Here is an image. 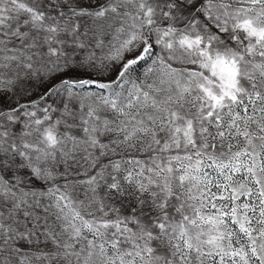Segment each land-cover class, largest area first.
<instances>
[{
  "label": "snow or ice",
  "instance_id": "6c2138e0",
  "mask_svg": "<svg viewBox=\"0 0 264 264\" xmlns=\"http://www.w3.org/2000/svg\"><path fill=\"white\" fill-rule=\"evenodd\" d=\"M0 264H264V0H0Z\"/></svg>",
  "mask_w": 264,
  "mask_h": 264
}]
</instances>
